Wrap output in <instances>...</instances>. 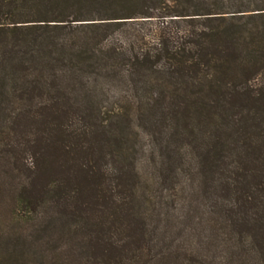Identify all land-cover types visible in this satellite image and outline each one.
Here are the masks:
<instances>
[{
    "label": "trees",
    "instance_id": "trees-1",
    "mask_svg": "<svg viewBox=\"0 0 264 264\" xmlns=\"http://www.w3.org/2000/svg\"><path fill=\"white\" fill-rule=\"evenodd\" d=\"M2 152L37 264H264V0H0Z\"/></svg>",
    "mask_w": 264,
    "mask_h": 264
},
{
    "label": "rangeland",
    "instance_id": "rangeland-1",
    "mask_svg": "<svg viewBox=\"0 0 264 264\" xmlns=\"http://www.w3.org/2000/svg\"><path fill=\"white\" fill-rule=\"evenodd\" d=\"M0 158V231L6 239L13 234H23L26 238L25 250L28 254L26 264H37V248L33 244V209H25L16 201L17 191L28 173L27 167L33 169V154L27 152L21 162L13 164V160L5 152ZM12 249V247H11ZM10 249V250H11Z\"/></svg>",
    "mask_w": 264,
    "mask_h": 264
}]
</instances>
